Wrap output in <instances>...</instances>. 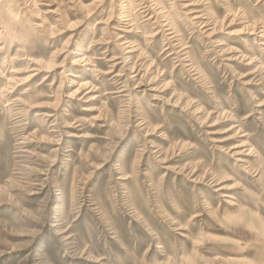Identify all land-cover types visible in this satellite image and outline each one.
<instances>
[{
  "label": "rangeland",
  "instance_id": "1",
  "mask_svg": "<svg viewBox=\"0 0 264 264\" xmlns=\"http://www.w3.org/2000/svg\"><path fill=\"white\" fill-rule=\"evenodd\" d=\"M0 264H264V0H0Z\"/></svg>",
  "mask_w": 264,
  "mask_h": 264
}]
</instances>
